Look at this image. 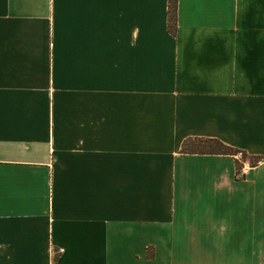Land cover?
<instances>
[{"label": "crops", "instance_id": "obj_1", "mask_svg": "<svg viewBox=\"0 0 264 264\" xmlns=\"http://www.w3.org/2000/svg\"><path fill=\"white\" fill-rule=\"evenodd\" d=\"M166 15L0 0V264H264V0Z\"/></svg>", "mask_w": 264, "mask_h": 264}, {"label": "trees", "instance_id": "obj_2", "mask_svg": "<svg viewBox=\"0 0 264 264\" xmlns=\"http://www.w3.org/2000/svg\"><path fill=\"white\" fill-rule=\"evenodd\" d=\"M176 15H177V0H167V15H166V23H167V33L169 35H174L176 32ZM181 154H191V155H225L229 157L235 156L238 151L233 150L229 147H226L224 144L209 139H188L183 142L181 150ZM242 154V153H241ZM243 159L246 157L242 154ZM249 160V165L251 168L257 166V163L261 160L259 158H247ZM240 165L235 163V176L238 175V170Z\"/></svg>", "mask_w": 264, "mask_h": 264}, {"label": "rangeland", "instance_id": "obj_3", "mask_svg": "<svg viewBox=\"0 0 264 264\" xmlns=\"http://www.w3.org/2000/svg\"><path fill=\"white\" fill-rule=\"evenodd\" d=\"M237 155H240V156L237 157ZM233 158L235 160V163L240 165L238 172H241V174H242V171L246 170L244 168H247L249 166V160L243 159L241 153H236L235 156H233ZM260 163H261V161L258 162L257 165H259ZM260 171L262 172V176H264V167L262 169H260ZM261 186L264 187V182H263V185H261Z\"/></svg>", "mask_w": 264, "mask_h": 264}, {"label": "built area", "instance_id": "obj_4", "mask_svg": "<svg viewBox=\"0 0 264 264\" xmlns=\"http://www.w3.org/2000/svg\"><path fill=\"white\" fill-rule=\"evenodd\" d=\"M240 156V155H237V157Z\"/></svg>", "mask_w": 264, "mask_h": 264}]
</instances>
